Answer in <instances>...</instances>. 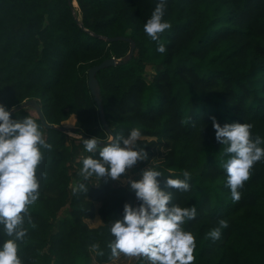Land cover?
Segmentation results:
<instances>
[{
	"label": "trees",
	"instance_id": "trees-1",
	"mask_svg": "<svg viewBox=\"0 0 264 264\" xmlns=\"http://www.w3.org/2000/svg\"><path fill=\"white\" fill-rule=\"evenodd\" d=\"M158 2L0 0V103L12 109L35 99L48 124L61 126L75 115L79 134L47 127L25 108L12 113L37 119L52 145L38 166L40 196L29 206L32 224L26 220L19 251L24 264H123L110 255L108 226L124 203H138L119 182L129 171L118 180L79 175L82 158L92 155L81 137L102 143L111 137L87 82L88 69L109 58L119 62L96 72L100 100L113 136L141 129L138 143L148 158L134 167H156L165 177L191 173L188 191H170L172 203L196 207L184 225L196 237L192 264H264V160L234 201L223 169L230 154L210 119L251 123L253 135L264 137V0H164L171 27L153 41L144 24ZM117 36L124 38L105 39ZM129 40L135 47L123 60ZM159 43L165 53L156 51ZM159 147L166 151L153 163ZM81 182L87 191L73 192ZM96 214L101 223L91 227L86 219ZM221 220L227 227L213 240L208 233Z\"/></svg>",
	"mask_w": 264,
	"mask_h": 264
},
{
	"label": "clouds",
	"instance_id": "clouds-1",
	"mask_svg": "<svg viewBox=\"0 0 264 264\" xmlns=\"http://www.w3.org/2000/svg\"><path fill=\"white\" fill-rule=\"evenodd\" d=\"M164 16L165 3L159 0L144 24L145 33L153 41L171 27ZM156 51L165 53L167 49L159 43ZM210 119L216 141L224 145L223 153L230 154L223 163L226 186L232 199L239 200V189L249 179L253 165L264 160V137L253 135L251 123L221 125L214 116ZM141 136V129L132 127L126 136L115 134L108 143H102L97 136L81 137L84 150L92 155L82 158L79 175L83 180L120 179L126 169L148 158L138 143ZM51 148L37 119L28 115L16 118L10 108L0 103V264H24L19 251L28 236L26 220L32 224L29 206L40 196L38 166L44 159V150ZM182 177H165L156 167L142 169L138 179L125 177L138 203H124L122 216L108 226L113 237L108 242L111 257L123 254L147 264H192L196 237L184 225L196 217V207L172 203L170 191L190 189L191 173L185 170ZM87 188L81 182L73 186V192H86ZM223 227H227L225 220L208 236L218 239ZM91 248L103 255L99 244L93 243Z\"/></svg>",
	"mask_w": 264,
	"mask_h": 264
},
{
	"label": "water",
	"instance_id": "water-1",
	"mask_svg": "<svg viewBox=\"0 0 264 264\" xmlns=\"http://www.w3.org/2000/svg\"><path fill=\"white\" fill-rule=\"evenodd\" d=\"M73 4H74V2H73ZM74 5H76V4H74ZM75 18L77 21H79L77 15H75ZM123 38L124 37H122V36H117V37H109V38H105V39L112 41V40H120ZM129 42H130L129 52L127 53V55L125 57H123V60H128L131 57V54H132L133 49L135 47V44L132 40H129ZM118 62H119V60H115L114 58H109V59L102 61L101 63H99L97 65L90 67L87 71L88 86H89L90 92L93 96V99L96 102L100 122L102 124L103 129L106 130L110 134V136H111L110 139L113 137V134L111 132V129L108 126L107 120H106L105 115H104V111H103L101 100H100V86H99V83L95 77V74L99 69L104 68L106 66L115 65ZM25 107H31V108L35 109L36 113L38 114V116L40 117V119L42 120V122L45 126L53 127V128H57V129L65 131L64 127H62V126H55V125L46 123V121L44 120L43 114L41 112V108L35 99H26L21 104L13 107L11 109V111L13 113L16 110H19V109L25 108ZM110 139H108L106 142H110ZM127 171H128V169H127Z\"/></svg>",
	"mask_w": 264,
	"mask_h": 264
},
{
	"label": "rangeland",
	"instance_id": "rangeland-1",
	"mask_svg": "<svg viewBox=\"0 0 264 264\" xmlns=\"http://www.w3.org/2000/svg\"><path fill=\"white\" fill-rule=\"evenodd\" d=\"M147 74H148V77H149V74H151V69H148ZM21 109H24V108H21ZM25 109H27V111L29 113H31L32 115L38 116V114L36 113L35 109H33L31 107H25ZM16 111H18V110H16ZM75 121H76V116L75 115H71L67 120L62 122L61 126L64 127L65 131H67V133L69 135H72L74 137H79L78 132L75 131V129L77 128V126L75 124ZM165 151H166V148H163V147L157 148L155 150L156 154H155V157H154L152 162L155 163V162L161 161ZM128 171H129L128 172V176H127L128 178H131V179H138L139 178L141 170H139V169H137V168H135L133 166V167L129 168ZM119 182L122 185H126L127 187H129V185L127 183V180L125 178H121L119 180ZM95 205H96V207L98 206L97 203ZM87 222H88V224L91 227H94V226H97L100 221H99L98 217H96V218H94L92 220H87ZM135 259L136 258H134V257H127V256L121 254L120 257L114 259V263L131 264Z\"/></svg>",
	"mask_w": 264,
	"mask_h": 264
},
{
	"label": "crops",
	"instance_id": "crops-1",
	"mask_svg": "<svg viewBox=\"0 0 264 264\" xmlns=\"http://www.w3.org/2000/svg\"><path fill=\"white\" fill-rule=\"evenodd\" d=\"M96 217H98V219H99V221H100V218H99V216H98L97 214H96V216H95L94 218H96ZM94 218H93V219H94ZM87 220H92V219H86V222H87ZM87 223H88V222H87ZM100 223H101V221L99 222V224H100ZM99 224H98V225H99ZM89 226H90V225H89ZM94 227H95V226H94Z\"/></svg>",
	"mask_w": 264,
	"mask_h": 264
},
{
	"label": "bare ground",
	"instance_id": "bare-ground-1",
	"mask_svg": "<svg viewBox=\"0 0 264 264\" xmlns=\"http://www.w3.org/2000/svg\"><path fill=\"white\" fill-rule=\"evenodd\" d=\"M74 4H76V2L74 1Z\"/></svg>",
	"mask_w": 264,
	"mask_h": 264
}]
</instances>
